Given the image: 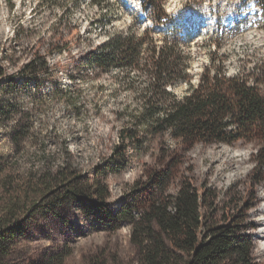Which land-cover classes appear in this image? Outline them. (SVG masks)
<instances>
[{
	"label": "rangeland",
	"instance_id": "rangeland-1",
	"mask_svg": "<svg viewBox=\"0 0 264 264\" xmlns=\"http://www.w3.org/2000/svg\"><path fill=\"white\" fill-rule=\"evenodd\" d=\"M101 1L103 8L92 0H0L6 74H15V80L23 83L18 72L37 50L46 54L52 67L49 76L38 84L31 81L20 92L25 106L38 103L33 137L17 150L9 130L0 125V156L26 183L35 179L36 172L57 169L66 162L92 173L120 142L119 131L128 124V117L120 112L126 105L137 104L139 92L123 86L126 69L115 65L106 72L91 63L92 52H100L110 36L126 34L129 28L140 35L150 28L157 52L151 45L144 48L138 64H155L164 40L179 41L185 46L194 85L207 69L212 74L221 71L243 77L253 85L259 64H264L263 0H159L163 22L146 15L141 0ZM187 20L192 24L187 26ZM129 73L139 91L154 81L151 69L129 68ZM167 88L178 98L190 90L186 80ZM260 146L259 141L246 140L191 146L171 133L156 137L142 156L131 149L129 168L108 177L110 201L118 204L136 180H146L151 170L178 157L183 164L173 191L186 175L200 187L216 189L222 200L240 192L248 222L255 225L249 231L257 261L264 264V181L253 182L254 155ZM162 150L170 154L165 163ZM61 210L62 220L35 212L25 223L17 264L47 262L62 253L67 254L63 264H138L129 224L110 229L74 203Z\"/></svg>",
	"mask_w": 264,
	"mask_h": 264
},
{
	"label": "trees",
	"instance_id": "trees-1",
	"mask_svg": "<svg viewBox=\"0 0 264 264\" xmlns=\"http://www.w3.org/2000/svg\"><path fill=\"white\" fill-rule=\"evenodd\" d=\"M92 2L103 8L101 0ZM141 6L155 22H163L159 0H141ZM155 42L150 28L140 35L129 28L126 34L110 36L100 52L91 54V63L106 72L115 65L126 69L123 86L139 92L137 104L126 105L120 112L128 117V124L119 131L120 142L92 173H83L66 162L57 169L36 172V180L26 183L0 156V264H17L18 242L35 212L62 220L61 209L73 203L110 229L129 224L138 264H259L255 239L249 231L255 225L248 222L240 192L222 200L216 189L200 187L186 175L173 191L183 164L178 157L151 170L146 180H136L118 204L110 201L108 177L129 168L134 156L131 149L142 156L154 138L169 133L191 146L259 141L253 182L264 181V64H259L253 85L243 77H229L221 71L212 74L208 69L194 85L185 46L179 41L164 40L157 59H153L155 64H138L144 48L151 45L157 52ZM6 58L0 45V125L9 130L13 146L20 150L34 135L33 116L38 104L33 101V107L25 106L20 92L31 81L38 84L49 76L52 67L46 54L37 50L20 68L23 83H19L15 74H6ZM129 68L151 69L154 81L139 91ZM181 80L188 82L190 90L178 98L167 87ZM168 152H161L164 163ZM66 256L62 253L37 264H63Z\"/></svg>",
	"mask_w": 264,
	"mask_h": 264
},
{
	"label": "bare ground",
	"instance_id": "bare-ground-1",
	"mask_svg": "<svg viewBox=\"0 0 264 264\" xmlns=\"http://www.w3.org/2000/svg\"><path fill=\"white\" fill-rule=\"evenodd\" d=\"M198 19H199V18H198ZM186 23H187V26H189V25L192 24V20H187ZM263 231H264V229H263Z\"/></svg>",
	"mask_w": 264,
	"mask_h": 264
}]
</instances>
